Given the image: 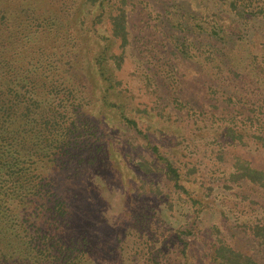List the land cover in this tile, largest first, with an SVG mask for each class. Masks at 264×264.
<instances>
[{"label": "rangeland", "instance_id": "1", "mask_svg": "<svg viewBox=\"0 0 264 264\" xmlns=\"http://www.w3.org/2000/svg\"><path fill=\"white\" fill-rule=\"evenodd\" d=\"M128 5L130 47L118 74L123 92L148 117L152 129L145 133L180 169L189 195L160 172L140 179L136 161L154 159L143 136L115 128L90 151L78 140L89 168L68 198L65 237H81L79 253L91 264H152L164 254L165 264H177L183 255L176 237L190 228L192 235H182L190 264L207 259V245L217 238L264 264V247L251 232L264 222V188L230 183L239 160L264 171V148L253 139L264 132V0L227 41L209 34L215 21H232L213 0ZM110 142L111 153L121 155L116 172L107 158L98 159Z\"/></svg>", "mask_w": 264, "mask_h": 264}, {"label": "trees", "instance_id": "2", "mask_svg": "<svg viewBox=\"0 0 264 264\" xmlns=\"http://www.w3.org/2000/svg\"><path fill=\"white\" fill-rule=\"evenodd\" d=\"M213 1L232 21H215L209 34L227 41L233 26L251 20L258 0ZM129 19L128 0H0V264H91L79 253L81 237L64 235L72 217L68 198L89 168L78 140L90 151L115 128L143 136L154 159L136 161L140 179L160 172L189 195L180 169L145 133L152 129L148 117L123 92L118 74L130 47ZM253 139L264 148V132ZM112 146L98 159L107 158L116 172L121 155ZM243 181L264 188V171L239 160L230 183ZM192 230L178 232L177 264H190L182 235ZM251 232L264 247V222ZM206 253L197 264H260L222 238ZM165 257L152 264H165Z\"/></svg>", "mask_w": 264, "mask_h": 264}]
</instances>
